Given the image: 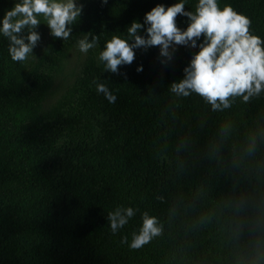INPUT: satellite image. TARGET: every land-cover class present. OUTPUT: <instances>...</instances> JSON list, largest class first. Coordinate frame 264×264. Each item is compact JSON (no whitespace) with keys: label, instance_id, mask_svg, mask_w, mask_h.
Here are the masks:
<instances>
[{"label":"trees","instance_id":"1","mask_svg":"<svg viewBox=\"0 0 264 264\" xmlns=\"http://www.w3.org/2000/svg\"><path fill=\"white\" fill-rule=\"evenodd\" d=\"M15 2L0 0V19ZM176 2L80 0L67 40L52 36L41 15V40L23 62L0 35V264H228L221 197L256 184L264 94L246 104L235 98L223 112L196 94L176 97L170 86L198 48L181 46L167 63L158 47L137 50L118 73L99 59L114 35L127 38L133 22ZM197 3L187 0L185 11ZM218 3L247 16L264 39V0ZM177 25L186 29L187 17ZM84 35L97 44L71 70ZM101 83L115 103L97 91ZM253 141L258 152L249 156ZM121 207L136 215L113 233L108 215ZM145 211L164 233L132 249Z\"/></svg>","mask_w":264,"mask_h":264},{"label":"clouds","instance_id":"2","mask_svg":"<svg viewBox=\"0 0 264 264\" xmlns=\"http://www.w3.org/2000/svg\"><path fill=\"white\" fill-rule=\"evenodd\" d=\"M186 3L187 0H177L171 6L158 4L145 14L142 24L133 22L128 27L127 38L114 35L99 55L105 70L118 73L120 66L133 63L136 51L141 49L158 47L162 62L167 63L181 46L198 48L184 68V78L170 86L176 97L196 94L212 112H223L232 108L235 98L246 104L264 94V39L250 32V19L230 5L221 9L218 0H198L195 12L185 11ZM82 12L80 0H19L0 19V35L10 41L12 60L23 62L41 40L37 31L41 15L52 36L67 40L73 31L70 25ZM178 15L187 17L186 29L178 27ZM96 44L97 37L90 40L89 35H84L78 48L86 54ZM97 91L109 103L116 102L117 97L105 84H98ZM257 152L258 145L253 141L247 154ZM232 167L237 168L238 164L233 163ZM255 167L257 179L252 190H237L234 185L229 194L221 197L230 244L228 264H264V158H258ZM249 209L251 215L247 214ZM135 215L132 207L109 213L112 232L124 228ZM141 219L142 225L130 242L132 249H140L164 233V224L157 216L145 211Z\"/></svg>","mask_w":264,"mask_h":264},{"label":"rangeland","instance_id":"3","mask_svg":"<svg viewBox=\"0 0 264 264\" xmlns=\"http://www.w3.org/2000/svg\"><path fill=\"white\" fill-rule=\"evenodd\" d=\"M79 55L82 56V59H83L84 57H86L87 53L85 54V53H82L80 51H76V53L73 54L72 58L70 59L71 62H70V66H69V68L71 70H75L76 68H78L77 61H78Z\"/></svg>","mask_w":264,"mask_h":264}]
</instances>
